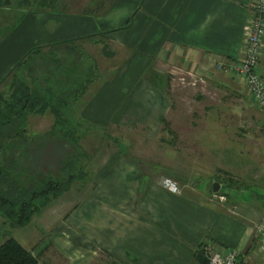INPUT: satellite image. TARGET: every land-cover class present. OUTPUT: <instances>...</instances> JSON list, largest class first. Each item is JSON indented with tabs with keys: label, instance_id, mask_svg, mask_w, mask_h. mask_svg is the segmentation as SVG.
<instances>
[{
	"label": "rangeland",
	"instance_id": "374dc122",
	"mask_svg": "<svg viewBox=\"0 0 264 264\" xmlns=\"http://www.w3.org/2000/svg\"><path fill=\"white\" fill-rule=\"evenodd\" d=\"M22 1L17 0L19 4ZM39 2L36 0V4ZM96 5L88 6V10L96 17L106 16L109 5ZM152 19L158 24L149 37L167 32L158 15ZM92 38L72 46L44 48L0 87V171L8 182L0 184V191L17 189V199L31 203L34 193L49 180L69 184L67 191L58 199L51 198L49 204L42 206L37 200L33 205L39 210L25 226H18L0 211V246L13 237L33 253L39 264H119L104 243L96 247L90 240L87 247L84 242L80 245L77 229L68 226L76 207L97 188L96 177L108 173L118 162L138 161L147 179L153 181L171 179L196 188L212 181L209 191L215 182L247 188L254 184L260 165L257 182L264 183V120L243 79L230 72L215 81L201 77V70L197 77L191 76L183 68L178 70L181 63L174 58L159 61L157 54H164L159 49L149 59L145 74L133 82L135 87L139 85L135 91L141 98L146 90L168 98V115L156 131H150L141 121L134 122L131 115L123 121L116 119L133 102L130 89L120 86L125 65H113L122 49L101 33ZM118 67L122 69L112 79ZM101 84L105 87L99 96L107 103L111 98L130 99L117 112L116 120H104L88 111L98 104ZM18 89L31 96L28 103L37 106L39 99H46L51 108L38 105L35 110H22L25 101L18 105L14 98ZM92 97L96 100L83 111ZM28 103L26 107H30ZM109 109L111 106L103 113H111ZM82 114L91 121H85ZM223 130L228 138L214 135ZM228 146L230 153L225 158L222 147ZM243 168L249 174L241 176ZM62 225L66 229H56Z\"/></svg>",
	"mask_w": 264,
	"mask_h": 264
},
{
	"label": "crops",
	"instance_id": "0c3cea01",
	"mask_svg": "<svg viewBox=\"0 0 264 264\" xmlns=\"http://www.w3.org/2000/svg\"><path fill=\"white\" fill-rule=\"evenodd\" d=\"M44 1L36 4L31 0L29 6L23 7L17 0H0V87L44 48L80 44L101 33L122 49L113 65H125L120 86L130 89L133 102L125 114L117 117L130 99L111 98L107 103L99 96L105 87L101 84L96 96L98 104L89 113L100 114L104 120L117 117L118 121L131 115L135 118L131 121H141L145 128L156 131L169 113L168 98L148 90L141 98L135 91L139 85L133 84L145 74L149 59L160 49L164 54H157L159 61L174 58L181 63L180 69H175H184L196 77L201 70V77L217 81L219 75L230 72L211 70L212 63L228 65L243 58L253 0H99L97 4L109 5L107 15L99 17L88 10V6H97L95 0ZM156 15L167 32L149 37L158 24L152 19ZM101 29L105 31L98 32ZM262 54L259 66L264 78V51ZM207 70L212 73L206 74ZM94 100L95 97L88 99L83 111ZM110 106L111 113H103ZM82 117L91 121L83 114ZM214 135L228 138L225 130ZM229 149L222 147L225 158ZM257 166V174L261 175V167ZM242 172L241 176L249 174L244 168ZM103 174L96 177L93 194L76 207L68 221L69 227L77 229L80 245L84 242L87 247L90 240L96 247L104 243L119 264H204L206 254L202 249L206 246H215L224 253L237 251L239 264H264L255 239V226L264 215V183L257 182V174L254 184L247 188L220 182L226 190L219 195L208 190L212 181L196 188L171 179L149 180L141 164L134 160L118 162ZM168 180L171 183L166 186ZM174 186L180 192H174Z\"/></svg>",
	"mask_w": 264,
	"mask_h": 264
},
{
	"label": "built area",
	"instance_id": "2783aa9c",
	"mask_svg": "<svg viewBox=\"0 0 264 264\" xmlns=\"http://www.w3.org/2000/svg\"><path fill=\"white\" fill-rule=\"evenodd\" d=\"M246 35L243 43V58L236 63H212L209 69L215 71L232 72L243 79L247 91L252 98L253 104L261 111L264 120V78H262L260 66L264 51V0H253L249 20L246 26ZM207 70L206 74H211ZM171 181H166L168 186ZM174 192H180L179 188L173 187ZM256 227L258 252L264 257V217ZM208 264H239L237 251L225 252L215 246L207 247Z\"/></svg>",
	"mask_w": 264,
	"mask_h": 264
},
{
	"label": "trees",
	"instance_id": "16d2710c",
	"mask_svg": "<svg viewBox=\"0 0 264 264\" xmlns=\"http://www.w3.org/2000/svg\"><path fill=\"white\" fill-rule=\"evenodd\" d=\"M44 1V0H43ZM47 1V0H46ZM55 3L58 0H53ZM31 0H24L20 5L26 4L30 5ZM45 2V1H44ZM22 93L19 97L18 93ZM31 98L30 95H26L20 89L15 90L14 98L18 100V105L23 104L22 110L29 108L35 110L38 105L48 108L50 107L49 102L46 99L42 101L39 99L38 105L36 106L34 102L28 103L27 98ZM22 101V102H21ZM20 102V103H19ZM41 102V103H40ZM27 103L30 107H26ZM51 108V107H50ZM25 109V110H26ZM58 116V115H57ZM7 179L2 175L0 171V184L5 186L7 184ZM69 184H62L49 180L40 192L34 193V197L31 199V203H26L25 201L17 199L18 191L17 189L8 191H0V211L11 221L15 222L18 226L22 227L29 223L31 217L39 210V206L33 205L37 200H41L42 206L49 204L51 198L58 199L63 193L67 191ZM31 206L32 209L30 208ZM209 246L203 247L202 251L206 254V249ZM0 264H39L38 260L33 256V253L26 249L20 242L15 238L11 237L5 240V242L0 246ZM204 264H208L206 259Z\"/></svg>",
	"mask_w": 264,
	"mask_h": 264
},
{
	"label": "water",
	"instance_id": "95a60500",
	"mask_svg": "<svg viewBox=\"0 0 264 264\" xmlns=\"http://www.w3.org/2000/svg\"><path fill=\"white\" fill-rule=\"evenodd\" d=\"M223 189H224V185L223 184H221L219 182H215L213 184V188H212L211 192H213V194H215V195H219V194L222 193Z\"/></svg>",
	"mask_w": 264,
	"mask_h": 264
}]
</instances>
